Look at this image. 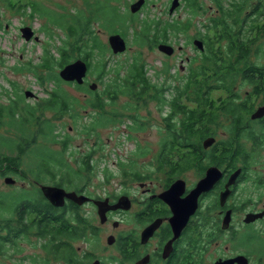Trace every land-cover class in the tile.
<instances>
[{"label":"trees","instance_id":"obj_1","mask_svg":"<svg viewBox=\"0 0 264 264\" xmlns=\"http://www.w3.org/2000/svg\"><path fill=\"white\" fill-rule=\"evenodd\" d=\"M214 1L218 12L208 15L204 28L201 29L195 20L197 10L203 9L199 0H184L192 13L184 22L176 17L163 19L161 16L153 17L150 14L141 16V12L122 11L123 0H82L83 4L75 5L74 9H68L64 5L57 8L48 7L41 0H8V6L21 16L27 15L30 19L44 18L46 22L41 28L52 40L54 27H58L64 37L60 39L61 45L56 46L57 55L52 47H45L39 63L20 61L12 67L15 73L36 74L37 80L42 84L45 81V73L49 72L46 77L53 80L56 88L47 90L48 96L44 101L30 106L24 103L26 91L21 93L13 81L9 80L11 89L4 87V91L10 90V103H0V127L8 125L10 129L16 127L19 130L11 136L0 135V174L13 173L22 178L33 176L39 181L42 178V174L37 175L40 170L51 174L54 179L57 168L74 170L63 156L64 152L50 150L48 146L46 147L52 151L54 157L42 159L38 165L36 163L35 168L28 169L34 174L32 176L21 169V157L38 145V139L44 142L40 145L55 142L62 144L64 150L67 149L70 136L58 138V128L54 122L66 113L73 119L75 126L79 124V120L86 117L81 131L96 135L97 128L123 122L124 119L116 112V104L113 102L117 95L109 97L114 104H110L113 111L107 112L104 91L126 92L133 100L144 101L153 98L161 111L169 107L168 111L164 112L167 135L158 151V160L162 164L167 162L170 154L179 155L182 145L189 144L194 148L193 153H201V138L209 133V129L204 125L210 115L205 110L192 111L188 120L191 123L204 122V125L196 128L191 124L182 128L180 124L183 112L187 111V102L198 106H214L220 102L217 100H221L219 105L236 118L239 115L238 109H243L246 103L236 105L224 91L234 90L235 84L240 83L252 84L254 91L258 93L264 79V65L260 61V57L264 55L260 44L264 36V0ZM193 23L199 27L191 38H200L204 42V49L199 50V53L190 59L187 70L183 72L180 68L171 74L172 67L168 62H163V67L159 69L143 60L140 53L123 65L107 63L108 54L112 51L109 44L100 38L99 32L102 29L110 34L121 33L126 40L131 36L132 44L154 47L161 41L179 39L180 34L186 32ZM0 27L5 28L4 25ZM0 58L4 57L0 54ZM78 58L87 62V73L96 75L98 82L103 84L102 89L98 86L96 91H91L89 89L92 87L87 81L82 86L78 82H68L75 86L76 90L91 92L86 102L69 94L61 86L63 81L55 72L56 67L61 68ZM151 68H154L153 72L149 73ZM39 69L44 70L43 76ZM78 108H89L90 111L82 115ZM48 110L56 113L54 117L45 115ZM134 120L137 119L134 117ZM240 121V118H236L235 123ZM13 122L18 124H12ZM228 132L231 137L227 141L221 140L224 146L221 153L244 154L246 149L241 140L247 136V130L231 128ZM251 138H254V135H251ZM99 140L94 145L101 144ZM2 146L7 147L10 152L2 151ZM91 154L93 153L75 157L79 165L77 168L91 169L94 166ZM63 179L65 174L59 180L60 184ZM54 182L59 183L57 180ZM36 189L38 195L25 188L9 194L0 192V258L6 256L9 250L22 251L19 242L35 235L43 241L41 247L46 254L37 259L33 256L29 259L31 264L79 263V253L73 242L84 236L88 228L96 235L91 220L81 216L79 208L74 211L69 208L59 211L43 196L39 187ZM4 212L9 215L4 216ZM69 212L74 215L73 219L68 215Z\"/></svg>","mask_w":264,"mask_h":264},{"label":"flooded vegetation","instance_id":"obj_2","mask_svg":"<svg viewBox=\"0 0 264 264\" xmlns=\"http://www.w3.org/2000/svg\"><path fill=\"white\" fill-rule=\"evenodd\" d=\"M180 5L172 13L167 9L168 13L173 14ZM34 31L32 40L37 36L36 29ZM178 48L182 49V46ZM191 58L186 56L184 61L188 64ZM184 67L182 65L181 70ZM89 75L87 73L84 77L82 85L87 81L90 85L97 83L99 86L98 81H89ZM71 82L74 84L76 81ZM238 85L243 86L236 83L234 90L224 91L236 105L246 103L243 109H238L236 118L241 120L238 123H235L236 118L231 113L219 105L221 100H217L220 102L214 106L187 102V111L183 112L180 124L182 128L191 124L196 128L204 125V122L191 123L188 120L192 111L205 110L210 115L204 125L209 133L201 138V153H193L194 148L189 144L182 145L181 153L170 154L163 164L158 160L159 152L151 155L143 164V169L126 168L127 163L134 161L119 157L118 163H114L119 169H79L75 161L74 170L59 174L61 178L65 174L62 184L59 181L49 184L88 198L83 203L65 198L63 206H55L59 211L79 208L80 215L88 219V215L82 213V209L88 207L99 219L98 202L118 205L116 209L106 212L105 222L99 219L98 225L91 221L96 234L101 228H107L106 245H102L101 253L77 247V264L96 261L99 264H264V79L258 93L252 84H249V90L244 91ZM97 88L89 90L96 91ZM29 91L32 94L27 97L34 100L39 98L37 93ZM76 91L83 93L84 97L80 99L83 102L91 96L88 90ZM103 94L107 112L113 111L110 105L113 102L117 109L133 111L145 107L150 101L156 103L153 98L133 100L121 91H104ZM113 95H117L115 101L109 99ZM118 101L122 102L121 106ZM83 110L87 111L85 113L90 111L89 108ZM259 112L260 115L253 116ZM121 114L120 118L124 119V113ZM135 116L131 114L129 119L133 122L129 121V125L124 127L133 129L137 123ZM231 128L247 130V136L241 140L246 149L244 154L221 153L224 147L221 140L230 139L228 129ZM208 139L210 142L205 145ZM73 176L80 177L82 184L75 185ZM14 179L16 183L17 179ZM33 183L39 188L44 184L34 179ZM68 215L74 218L72 212ZM147 230L148 234L145 232ZM92 231L88 228L82 237L95 235Z\"/></svg>","mask_w":264,"mask_h":264},{"label":"rangeland","instance_id":"obj_3","mask_svg":"<svg viewBox=\"0 0 264 264\" xmlns=\"http://www.w3.org/2000/svg\"><path fill=\"white\" fill-rule=\"evenodd\" d=\"M133 1L135 0H123L122 11L129 10V5ZM41 2L45 3L48 7L57 8L60 5H64L68 9H74L75 5L81 6L83 4L82 0H41ZM199 2L202 3L203 9L197 10L195 20L198 21L200 28L203 29V25L206 23L205 20L208 18V15L218 12V8L214 0H199ZM170 4L171 0H148L145 6L141 8L140 15L145 16L150 14L153 17L161 16L163 19H172L176 17L183 22L187 21L191 16L190 14L192 13L185 5L184 0H181L180 7L173 14H169L167 10L169 9ZM0 9V25L5 26L4 29L0 27V54L4 57L0 58V61L3 62L0 63V103H10V90H3L4 87L11 89V82L9 80L13 81L14 84L18 86L21 93L24 94L26 90H32L34 93L39 95L37 100L25 97V104H30L31 106V104L44 101V99L48 96V92L46 91L56 88V84L53 82V80L46 77L49 75V72H46L44 75V70L39 69V73H42V76H45V81L42 84L39 80H37L38 77L36 74L29 72L15 73L12 67L16 66L20 61H31L33 64L39 63L42 60L45 47H52L55 54L57 55L56 46L61 45L60 39L64 37V34L59 30L58 27H54V40H52L45 30L41 28V26H43V24L46 22L44 18L30 19V17L27 15L21 16V14L16 13L8 6V0H0ZM25 25H30L33 29H36L39 40L26 41L24 39L19 28ZM198 27L199 26L197 24L193 23L186 32L180 34L179 39H170L169 43L174 45V48L176 49L171 55L163 53V51L157 48V44L154 47H151L147 44L143 46L132 44V38L131 36H128V49H126V51L123 53H109V60L107 63L109 65H123L128 59L131 60L133 56L140 53L143 60L159 69L163 67V62H168V64H170L172 67L171 74L176 73V70H179L182 65L186 67H184V70H187L188 64L187 61H184L186 56L194 57L199 53L192 42L193 38H191L193 34L197 33ZM99 34L103 42L108 43L107 37H109L110 32L102 29ZM187 36L190 37L187 38ZM188 40H190V42H188ZM260 42L263 53L264 36H262ZM178 46H182V49H179ZM263 56L260 57V61L262 62L264 61ZM153 69L154 68H151L149 73H152ZM59 70L60 67H56L55 72L57 75H59ZM184 70L181 71L183 72ZM62 81L63 82L61 86L69 94L76 95L80 99H83V93L76 91L75 86L64 80ZM89 81H98L96 75H89ZM102 87L103 84L99 83V88L102 89ZM238 88L242 91L249 90L251 85L243 84L242 88L238 85ZM217 94L221 95L220 92H217ZM121 98H123V96ZM118 102L121 106L122 102ZM168 109L169 107L161 111L157 103H153L152 101H150L145 107L142 106L137 111L118 108L116 112H118L120 116H122L121 113H124V122L118 124L110 123L105 127L97 128V135L92 134L91 132L87 133L81 131V125L86 121V117H84L83 120H79V124L75 126L73 124V119L69 117L68 113H66L62 115L60 119H56L54 122L57 124L58 130L56 131L59 133L58 138L61 139L66 135L70 136L69 147L64 150L62 144L55 142H46V145H40V143L43 144L44 142L38 139V145L34 146L31 151L21 157V169L27 171L28 175L30 176L34 175L28 169L33 167L35 168L36 163L38 165L42 159H52L54 156L50 150L64 152L63 156L72 167H75V157L80 158L81 156L92 152L93 154L91 155L93 159L91 161L94 165V167H92L94 170H102L104 168L119 169L118 166H114V163H118L117 157H119L121 160L134 161V163H127L125 165L126 168L143 169V164L148 161L149 157L158 153L163 138L167 135L164 121V112H167ZM79 111L82 115L86 114L85 112H87L83 109H79ZM55 114L56 113L51 110L45 112L47 117H54ZM131 114L134 116L137 115L135 116L137 117L135 129H131L127 126L124 127L125 125H129V121H132L129 119ZM10 120L13 119H9V121ZM14 123L18 124V122H13L12 124ZM16 130L18 131L19 129H16V127H12L10 129L8 125H5L0 127V135L7 134V136H11L13 133H16ZM97 140H99L101 144L94 145ZM46 146H48L50 150ZM1 150L10 152L9 149L4 146L1 147ZM64 170L65 169H55L56 179H54L51 174L47 172L44 173L43 170H40L37 175L42 174V178L39 180L40 183L55 184L56 182L54 181H59L61 179L59 174L64 173ZM8 175L14 176V178L17 179V182L13 184H7L5 182L6 175L0 174V192H6L9 194V192H17L22 188H25L32 190V194L38 195V191L36 189L38 185L32 183L33 179L35 180L33 176L32 178H22L21 176L14 175L12 173ZM61 176H63V174ZM113 180L115 179L113 178ZM73 181L75 185L82 184L80 177L73 176ZM93 183H95L94 180ZM82 211L81 212L83 214L86 213L88 215L87 218L90 219L92 223L98 225L100 224L96 214L91 210H88V207L83 208ZM3 215L7 216L9 213L4 212ZM109 227L112 228L111 225ZM106 229V227L105 229L101 228L96 235L87 234L84 238H79L74 242V246H76V248L81 247L84 250L97 251L98 254L101 253L102 245H106ZM19 243L21 245L20 248H22V251L16 252L9 250L6 256H1V264H31L29 259H31L33 256L37 259L40 256L42 257L46 254V252L41 247L43 241L35 235H30V237L25 238Z\"/></svg>","mask_w":264,"mask_h":264},{"label":"water","instance_id":"obj_4","mask_svg":"<svg viewBox=\"0 0 264 264\" xmlns=\"http://www.w3.org/2000/svg\"><path fill=\"white\" fill-rule=\"evenodd\" d=\"M146 0H137L134 3L131 4L130 6V11L132 13H136L139 10H141V8L143 7V5L145 4ZM180 5V0H173L171 7L169 8L170 13H172L174 11V9H176L178 6ZM0 16H1V9H0ZM21 31L22 36L24 37V39L26 41L32 40V37L35 33L34 29L32 28V26L30 25H25L22 26L21 28H19ZM108 38V42L109 45L111 47V51L115 54L118 53H123L126 51V49L128 48V44L127 41L124 37H122V35L120 33H112L109 35ZM35 40H39L38 35L35 37ZM193 44L195 45V47L199 48V49H204V42L200 39V38H195L193 40ZM158 49H160L161 51L167 53V54H172L175 50L174 45L166 43V42H161L159 43ZM87 62L84 59H76L74 61H71L70 63L63 65V67L60 68L59 70V76L60 79L66 81V82H71V81H76L79 84L82 85V83L85 80V76L87 75V71H88V65H86ZM97 83H92L91 87L92 88H97ZM29 90H26V95L29 96L32 93H29ZM260 115L259 113L254 114L253 116H258ZM209 139L205 141V145H207L209 143ZM15 179L12 176H6L5 177V182L7 184H13L15 183ZM40 189L43 193V195L45 196V198L52 203L54 206H63L65 203V198L71 199L77 203H83L86 200H88V198L84 195H78L76 194V192L74 191H66L64 188L56 186V185H49V184H41L40 185ZM98 206H99V216L101 219V222H105V218H106V212L109 209H116L118 207V205H106L105 203L102 202H98ZM146 234H148L147 232H149L148 230L145 231ZM111 240V239H110ZM92 264H99L98 261L92 263Z\"/></svg>","mask_w":264,"mask_h":264},{"label":"clouds","instance_id":"obj_5","mask_svg":"<svg viewBox=\"0 0 264 264\" xmlns=\"http://www.w3.org/2000/svg\"><path fill=\"white\" fill-rule=\"evenodd\" d=\"M138 13V12H137ZM110 35V34H109ZM125 38V37H124ZM126 39V38H125ZM127 41V40H126ZM108 44H109V42H108ZM127 44H128V41H127ZM110 46V45H109ZM128 47H129V44H128ZM111 48V47H110ZM128 49V48H127ZM112 50V49H111Z\"/></svg>","mask_w":264,"mask_h":264}]
</instances>
